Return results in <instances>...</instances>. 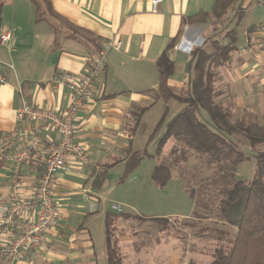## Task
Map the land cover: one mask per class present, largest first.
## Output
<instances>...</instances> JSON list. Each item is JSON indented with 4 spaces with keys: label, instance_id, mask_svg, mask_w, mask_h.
Returning a JSON list of instances; mask_svg holds the SVG:
<instances>
[{
    "label": "crops",
    "instance_id": "obj_1",
    "mask_svg": "<svg viewBox=\"0 0 264 264\" xmlns=\"http://www.w3.org/2000/svg\"><path fill=\"white\" fill-rule=\"evenodd\" d=\"M214 1L163 0L153 12L152 0H42L39 18L33 0H0V36L8 30L12 34L8 45L0 42V74L5 77L0 79V133L19 128L17 110L25 101L62 112L70 102L69 89L53 85V75L59 70L82 75L106 43L122 42L120 49L108 51L106 71L77 121L76 142L87 159L70 156V170L57 173L59 224L47 232L41 250L0 264H107L106 217L113 210L105 203L103 187L114 168L122 166V174H128L130 156L140 152L135 139L145 114L158 103L166 110L169 98L160 92L167 69L162 54L171 42L168 56L175 67L165 85L175 94L189 91L191 57L176 47L187 35L194 40L198 33L187 29L207 22L205 14H211ZM257 24L247 30L244 45L230 62L216 69L214 86L218 101H228L232 120L264 126V33L254 29ZM42 136L47 140L54 132L45 129ZM103 168L106 174L100 172ZM42 171L38 152L21 168L22 194L33 193ZM10 174V160L0 156L1 191L8 190ZM120 204L136 208L125 200Z\"/></svg>",
    "mask_w": 264,
    "mask_h": 264
},
{
    "label": "rangeland",
    "instance_id": "obj_2",
    "mask_svg": "<svg viewBox=\"0 0 264 264\" xmlns=\"http://www.w3.org/2000/svg\"><path fill=\"white\" fill-rule=\"evenodd\" d=\"M239 13L244 14L236 26V45L238 48L244 45L248 28L264 19L262 0L233 2L221 19L208 16L207 22L200 25L204 40L207 37L221 39ZM211 70L216 72V69ZM213 77L215 80L216 76ZM187 94V91L177 92L181 99ZM167 100L166 110L165 105L158 103L143 117V127L135 139V146L142 155L141 163L127 175L122 174V166L114 168L113 178L103 187L107 205L125 200L136 207L133 210L120 204L124 212L135 215L111 219L109 236L118 248L122 264H210L215 248L228 243L236 232L214 215L221 187L208 180L218 163L209 162L204 154L198 157L184 139L176 136L160 146L169 122L182 109L180 100ZM226 103L224 106H229L228 101ZM164 114L165 119L158 127ZM208 117L207 112H201L203 121H210ZM236 140L249 159L236 167L235 175L249 180L257 168L253 148L242 136ZM254 149L264 150V144ZM161 162L167 163L172 171V178L164 187L156 185L151 177L153 167ZM197 213L208 217L197 219Z\"/></svg>",
    "mask_w": 264,
    "mask_h": 264
},
{
    "label": "trees",
    "instance_id": "obj_3",
    "mask_svg": "<svg viewBox=\"0 0 264 264\" xmlns=\"http://www.w3.org/2000/svg\"><path fill=\"white\" fill-rule=\"evenodd\" d=\"M33 1L39 10L38 17L43 18L42 0ZM237 1L239 0H215L211 14H205L206 19L210 15L217 19L223 18L228 8ZM1 10L2 3L0 2V25ZM243 14L239 13L233 26L223 33L221 39L207 37L202 46L193 48L190 54L191 87L185 98L181 99L165 85V80L174 72V63L168 56L174 42L169 43L162 54L167 69L161 75L160 92L163 96L180 100L182 109L175 113L169 122L160 140V146L176 136L184 139L186 145L194 150L198 157L204 154L206 156L203 157L209 162L218 163L217 170L213 171L208 180L221 187L217 208L214 207V215L218 220L236 229L234 237L230 238L228 243H221L215 248L210 264H264V150L254 149L264 144V126L244 118L232 120L229 106H224L215 100L219 94L214 86L215 73L211 70L225 66L237 51L236 26ZM252 29L253 26L248 28V31ZM201 112H207L210 121H203ZM164 119L165 114L158 123V127ZM241 136L253 148V157L257 162L254 176L249 180L239 179L235 175L236 167L242 161L249 159L237 143L236 138ZM141 160L142 155L139 152H133L127 162L126 173L136 168ZM100 172L106 174L107 170L103 168ZM151 177L158 186H165L172 177L170 166L164 162L157 164ZM132 215L129 212L109 211L107 213V264H122L123 260L109 236L111 219L115 216L129 217ZM196 217L202 219L207 218L208 215L197 213Z\"/></svg>",
    "mask_w": 264,
    "mask_h": 264
},
{
    "label": "built area",
    "instance_id": "obj_4",
    "mask_svg": "<svg viewBox=\"0 0 264 264\" xmlns=\"http://www.w3.org/2000/svg\"><path fill=\"white\" fill-rule=\"evenodd\" d=\"M162 2L152 0V11L156 12ZM254 29L264 33V20ZM187 30H194L198 35L194 40L187 35L176 48L191 54L193 48L203 45L204 38L199 33L200 25L189 26ZM11 37V32L5 31L0 36L1 44L8 45ZM121 47V40L106 43L82 75L68 70H59L53 75V85L62 84L69 89L70 102L62 112L25 101L17 110L19 128L0 133V156L7 157L11 162L9 188L7 191L0 190V261L22 260L28 252L41 250L47 232L59 224L62 214L56 194L57 173L70 170L67 164L70 156L81 161L87 159L85 148L76 142L77 121L86 102L92 97L99 77L106 71L108 51ZM245 51L246 48H243L241 53ZM0 79L5 81L1 74ZM26 122H32L34 126L25 127ZM45 129L52 130L54 136L45 140L42 136ZM38 152L43 156V171L36 179L33 193L24 195L21 193V168L34 160ZM111 209L124 212L120 204H112Z\"/></svg>",
    "mask_w": 264,
    "mask_h": 264
}]
</instances>
